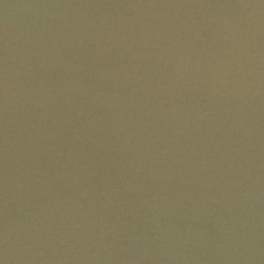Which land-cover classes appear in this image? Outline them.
Wrapping results in <instances>:
<instances>
[{
  "label": "water",
  "instance_id": "obj_1",
  "mask_svg": "<svg viewBox=\"0 0 264 264\" xmlns=\"http://www.w3.org/2000/svg\"><path fill=\"white\" fill-rule=\"evenodd\" d=\"M0 264H264V0H0Z\"/></svg>",
  "mask_w": 264,
  "mask_h": 264
}]
</instances>
